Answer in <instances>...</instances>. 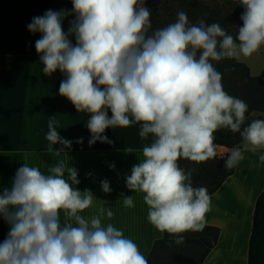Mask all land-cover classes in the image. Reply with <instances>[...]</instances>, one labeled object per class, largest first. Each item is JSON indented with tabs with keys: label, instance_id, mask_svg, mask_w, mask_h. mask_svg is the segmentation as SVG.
<instances>
[{
	"label": "clouds",
	"instance_id": "clouds-1",
	"mask_svg": "<svg viewBox=\"0 0 264 264\" xmlns=\"http://www.w3.org/2000/svg\"><path fill=\"white\" fill-rule=\"evenodd\" d=\"M71 3V11L49 9L27 25L30 32L41 33L35 48L42 71L50 76L59 69L66 77L59 95L77 112L91 114L89 146L112 144L105 129L133 123L141 124V139L153 135L142 150L143 159L126 176V186L146 194L148 221L181 245L182 233L204 228L211 197L205 187H193L191 171L180 168L178 159L199 163L215 158L218 129L242 138L241 146L221 157L225 169L238 166L246 151L255 154L264 148V120L244 126L248 105L224 90L222 73L212 63L249 57L264 45V0H240L243 26L235 37L203 18L191 24L184 11L174 23L152 30L145 0ZM69 15L74 19L66 33L62 23ZM58 123L50 117L46 134L48 152L57 157L67 155L65 149L73 143L59 135ZM258 160L264 164V154ZM79 183L78 170L64 160L47 174L27 163L17 169L11 187L0 193V217L10 225L0 242V264H149L122 229L102 224L114 216L107 201L99 199L88 217L80 214L98 198L89 189L73 187ZM100 183L105 193L112 191L106 179ZM121 197L124 207H134V196Z\"/></svg>",
	"mask_w": 264,
	"mask_h": 264
},
{
	"label": "crops",
	"instance_id": "crops-1",
	"mask_svg": "<svg viewBox=\"0 0 264 264\" xmlns=\"http://www.w3.org/2000/svg\"><path fill=\"white\" fill-rule=\"evenodd\" d=\"M72 8L71 0H0V193L11 187L12 178L24 163L47 174L49 167L64 160L78 170L80 183L73 187L80 191L89 189L98 198L80 214L88 217L100 200L107 201L114 216L104 219L102 224L111 223L122 229L147 258L163 232L147 219L148 206L143 200L146 194L128 189L126 176L143 159L142 150L151 144L153 135L141 139V124L133 123L129 127L105 129L103 135L112 144L97 141L89 146L92 133L87 121L91 114L77 112L66 97L59 95L60 83L66 78L59 69L50 76L44 75L35 48L41 33H32L27 28L33 17L42 16L49 9L71 11ZM72 19L74 16L69 15L62 23L66 33ZM69 39L75 44L74 36ZM252 55L254 60L237 61L248 67L250 75L260 76L264 70V45ZM111 115L109 110V118ZM52 116L59 121L56 125L59 135L73 142L70 150L65 149L67 155L57 157L54 152H48L46 134ZM247 117L250 122L264 120V112L253 110ZM80 138L83 143L77 142ZM241 145L242 141L238 146ZM216 146L222 148L219 158L226 156L229 148ZM125 149L133 153H126ZM261 154L264 148L255 154L246 151L245 159L209 194L211 207L205 214L204 225L216 227L218 236L200 264H247L255 202L264 188V164L258 160ZM112 164L114 169L110 167ZM105 179L112 189L109 193L101 188L100 182ZM121 194L134 196V207H124ZM60 215L63 222V211ZM9 229L10 225L0 217V242L7 237Z\"/></svg>",
	"mask_w": 264,
	"mask_h": 264
},
{
	"label": "trees",
	"instance_id": "trees-1",
	"mask_svg": "<svg viewBox=\"0 0 264 264\" xmlns=\"http://www.w3.org/2000/svg\"><path fill=\"white\" fill-rule=\"evenodd\" d=\"M230 8H236L237 14L240 17L245 11L240 4V0H235L233 3H228ZM224 21V20H223ZM226 23V21H224ZM227 34V29H224ZM214 67L222 73V77L228 79L232 85L233 96L242 99L248 105V112L246 116L253 111L264 112V70L260 76H252L249 73L248 67L235 59H223L221 61H213ZM250 123L249 120L245 125ZM243 127V126H242ZM214 144L223 145L227 148L238 146L242 141L239 133H233L228 129H218L214 132ZM227 155V154H226ZM233 172V169L224 168V159L215 157L207 160L197 176L192 178L193 187H205L203 181H212L205 188L208 194L215 191L224 178ZM185 237L183 244H190L195 247L202 246L203 249L198 253L196 261L187 262L184 260L188 256H184L182 260L173 259L177 254V250L181 245H176L173 242V235L163 232V237L154 242V245L147 256L149 264H200L206 253L212 247L218 236V229L216 227L204 225V228L199 231H186L182 233ZM192 258L191 260H193ZM190 261V260H189ZM247 264H264V188L256 199L251 234L247 252Z\"/></svg>",
	"mask_w": 264,
	"mask_h": 264
},
{
	"label": "rangeland",
	"instance_id": "rangeland-1",
	"mask_svg": "<svg viewBox=\"0 0 264 264\" xmlns=\"http://www.w3.org/2000/svg\"><path fill=\"white\" fill-rule=\"evenodd\" d=\"M235 0H145V6L150 8V21L152 30L166 27L170 23H174L177 18V13L184 11L187 13L188 20L191 24H196L199 19L203 18L206 24L218 23L223 29H227L229 35L235 37L238 33V28L243 26V21L237 14L236 8H230L227 4L233 3ZM157 3L158 6L154 4ZM226 23H224V21ZM243 60L255 59L253 55L241 57ZM222 85L224 90L233 96L232 85L230 81L222 77ZM222 148L217 147V156L222 155ZM211 159V158H210ZM209 160V159H208ZM206 162V161H205ZM205 162H193L185 158H179L177 163L180 168L186 172L191 171L192 178L196 179ZM196 182L198 180L196 179ZM205 187L211 184L212 181H203ZM200 187V186H195ZM202 246H193L190 244H183L173 259L182 260L184 256H188L185 261L195 262L198 253L202 251ZM194 258L193 260H191ZM190 260V261H189Z\"/></svg>",
	"mask_w": 264,
	"mask_h": 264
}]
</instances>
